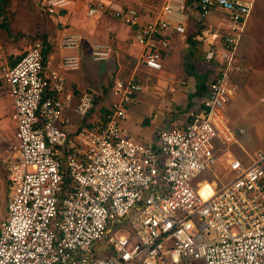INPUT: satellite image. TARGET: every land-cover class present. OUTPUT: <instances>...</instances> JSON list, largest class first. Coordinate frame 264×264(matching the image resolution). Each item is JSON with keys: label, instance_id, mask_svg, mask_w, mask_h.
<instances>
[{"label": "built area", "instance_id": "obj_1", "mask_svg": "<svg viewBox=\"0 0 264 264\" xmlns=\"http://www.w3.org/2000/svg\"><path fill=\"white\" fill-rule=\"evenodd\" d=\"M71 2L43 0L41 7L54 14ZM193 2L202 16L215 7L228 14L221 43L205 53L222 65L187 121L161 130L156 146L134 140L121 125L143 88L137 76L116 79L107 103L91 117L93 93L67 86L64 72L81 64L79 33L58 39V47L71 51L58 69L43 63L38 39L14 64L1 66L17 145L1 159L6 209L0 264H264V150L242 149L244 158L232 154L234 135L223 114L237 92L230 70L237 66L236 47L252 3L164 0L143 20L136 8L88 0L86 13L109 12L133 28L140 61L160 70L167 30L185 32ZM89 55L94 62L111 57L101 43L91 45ZM219 147L226 150L231 177L200 182ZM118 229L126 234H116Z\"/></svg>", "mask_w": 264, "mask_h": 264}, {"label": "crops", "instance_id": "obj_2", "mask_svg": "<svg viewBox=\"0 0 264 264\" xmlns=\"http://www.w3.org/2000/svg\"><path fill=\"white\" fill-rule=\"evenodd\" d=\"M42 1H40V5ZM87 1L72 0L67 8L61 9L57 13L48 14L45 12L42 33L46 34L51 45L46 60L47 68L58 69L61 56L71 52L58 47L57 41L60 36L69 31L79 33L84 38L76 51L81 55V64L77 71L64 72L67 86L78 93L81 90L92 91L95 88L105 89L108 87L109 85L101 87L102 85L97 81L98 79L102 80L106 74L110 75L113 82L116 79L125 80L137 76L143 88L121 120V125L127 129L128 134L134 140L151 142L156 146L161 130L182 126L188 119V111L195 108V99L191 104V95L195 90L196 81L193 75L185 71V53L187 50L192 51V63L198 71L215 67L216 60H207L202 57L213 44L221 43V37L226 33L229 25L228 14L221 8L215 7L210 9L208 14L202 16L193 2L185 32L176 33L170 29L167 30L169 46L162 57V68L154 70L146 67L140 61L142 47L133 41L134 29L115 19L109 12L92 16L95 19L89 21L88 19L91 17L86 13ZM101 1L111 7L136 8L142 13L143 20H146L154 15L164 0ZM240 1L251 2L252 8L236 47L237 66L230 70L231 79L238 87L237 92L228 105L223 108V114L233 131L235 140L232 143L234 146H230L233 152L230 147L229 150L236 157L244 158L242 149L249 153L264 150V120L262 118L264 117V104L262 110L259 109L260 115L258 111H254L259 116H255L256 119L253 122L237 117L235 111L243 109V115L245 111L254 113L253 110L257 103L252 101V95L256 92L259 101L264 102V0ZM3 30L8 32V25ZM212 33L218 34L216 39L211 37ZM96 43L109 47L110 59L101 62L91 60L90 46ZM16 47L15 44H10L1 50L2 46L0 45V68L4 64H11L26 50L20 51ZM109 90L106 95L107 99ZM12 110L7 84L2 78L0 70V157L2 158L7 156L1 155L2 149H5V146L10 142L7 132L3 133V124L4 120L12 117ZM65 114L73 123L78 121V116L70 109H67ZM151 114H155L156 117L152 118ZM230 119L236 120V123L232 124ZM12 122L15 128L14 120ZM13 138L17 145L15 132ZM15 148L16 146H14ZM14 149L8 155L12 154ZM220 149L221 147H219ZM219 150L217 159L224 160L226 166L227 153H225V158H220ZM227 172L229 173L228 177L231 176V173L226 169ZM206 191L207 187L202 189V192ZM207 194L205 193V195Z\"/></svg>", "mask_w": 264, "mask_h": 264}, {"label": "rangeland", "instance_id": "obj_3", "mask_svg": "<svg viewBox=\"0 0 264 264\" xmlns=\"http://www.w3.org/2000/svg\"><path fill=\"white\" fill-rule=\"evenodd\" d=\"M40 1L42 0H5L6 6H7V9H6L7 16L5 19L7 20L9 31L5 32V30L1 28V31H0V43H1L0 45L2 46L1 50L6 45H10V44H15L17 46L16 48L20 51L28 49L36 38L35 34H41L44 31L42 26L45 21V12L41 8ZM93 19L95 18L91 17L88 20L91 21ZM97 81L100 83V85H102L101 87H103L104 85L105 86L109 85V86L106 87L105 89L100 88V87L95 88V90L92 89L95 95L98 96L99 98L95 104V109L92 111V113L96 112L97 109L101 105H104L107 103L106 95L109 90V87L113 83L112 78L110 77V75H107V74L102 80L98 79ZM252 99H253L252 100L253 102L257 103L253 112L254 111H258V113L261 112L260 110H262L264 102L259 101V96L257 92L252 95ZM228 103L226 105H228ZM235 111L237 112V115H236L237 117L239 116L242 120H248L249 122H253L256 119L255 116H259L261 114L259 113L258 115L256 112H254L256 113L254 114L252 113V111H245L243 115L242 114L243 109H241L240 111H238L237 109ZM127 112L128 110H126V113ZM11 118L4 120L5 122L3 124L4 125L3 133L7 132V137L10 142H8V145L5 146L6 147L5 149H2L3 153L1 155H8L14 149V146H16L15 144L16 141L13 138L15 128L12 122L13 118L12 119ZM262 118L264 120V117ZM230 120L232 121V124L236 123V120L235 121L233 119H230ZM233 146L234 145H232V147ZM230 149L232 151L231 147ZM219 153H220V158H225L226 151L224 150L223 147H221V149L219 150ZM1 158L2 157H0V159ZM223 161L224 160H220L218 158L216 163L212 166L211 170L204 172L202 175H200L199 177L200 182L202 181L216 182L218 178L222 180H225V179L227 180L228 178H230L231 176L228 177L229 173L228 172L226 173L227 167L225 166ZM5 209H6L5 171L0 162V219L4 215ZM115 233L116 234H126V229H118Z\"/></svg>", "mask_w": 264, "mask_h": 264}, {"label": "trees", "instance_id": "obj_4", "mask_svg": "<svg viewBox=\"0 0 264 264\" xmlns=\"http://www.w3.org/2000/svg\"><path fill=\"white\" fill-rule=\"evenodd\" d=\"M6 9H7V6H6L5 0H0V16H1L0 27L5 28V29L7 28V20L5 19L7 16ZM35 37H36L35 40L38 39L42 42V48H41L42 61L43 63H45L47 60L48 51L50 50L51 45L46 38V34L44 33L35 34ZM23 54L24 52L20 55V57ZM192 55H193L192 51L187 50V52L185 53V61H184L185 71L188 74L193 75L196 81L195 90L191 95V104H193L192 102L193 99H196L197 101H199L206 95L209 89L210 82L213 80L215 75H217V73L219 72L220 66L222 65L221 60L215 55L212 59H210V60H216L217 65L215 67L208 68L204 71H198L196 70L195 66L192 63V59H193ZM20 57H18L11 64H14L17 60H19ZM204 57H205V54L203 55L202 58ZM91 93H93V102H94V106L92 108V111H93L95 109V104L99 98L98 96L95 95L93 91H91ZM92 111L89 113L88 115L89 117L92 116L91 114Z\"/></svg>", "mask_w": 264, "mask_h": 264}]
</instances>
